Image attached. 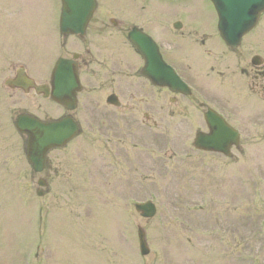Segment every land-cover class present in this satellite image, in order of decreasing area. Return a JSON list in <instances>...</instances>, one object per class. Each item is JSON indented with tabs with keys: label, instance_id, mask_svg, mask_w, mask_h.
<instances>
[{
	"label": "rangeland",
	"instance_id": "obj_1",
	"mask_svg": "<svg viewBox=\"0 0 264 264\" xmlns=\"http://www.w3.org/2000/svg\"><path fill=\"white\" fill-rule=\"evenodd\" d=\"M47 4L0 0L2 88L13 65L29 63L36 73L58 55L51 15L59 5L48 11ZM12 95L5 88L0 93V264H264L263 138L245 141L235 162L159 159L164 168L158 163L154 171L149 150L134 163L137 153L131 149V169L150 182L121 179L113 186L117 200H107L108 206L103 190H92L93 163L87 157L86 163H49L42 174L48 191L37 197L40 175L33 177L13 127L15 109H29L32 100ZM51 159L58 161L60 153ZM150 198L157 213L142 220L133 204ZM138 226L147 237L146 257L138 254Z\"/></svg>",
	"mask_w": 264,
	"mask_h": 264
},
{
	"label": "flooded vegetation",
	"instance_id": "obj_2",
	"mask_svg": "<svg viewBox=\"0 0 264 264\" xmlns=\"http://www.w3.org/2000/svg\"><path fill=\"white\" fill-rule=\"evenodd\" d=\"M91 1L84 34L62 37L59 46L60 57L74 58L76 64L81 83L76 105L69 110L46 97L42 111L46 120H70L81 131L86 122L94 126L90 139H84L93 148L90 163L127 168L133 133L143 142L155 137L149 141L156 151L173 143L174 151L161 155L172 162L180 152L177 142L206 136L209 108L241 135L229 160L241 157L244 138L264 139V12L231 47L216 28V0ZM168 68L189 94L171 85ZM80 135L72 146L77 150L86 145L77 141ZM182 147L188 152L189 145ZM192 153L206 163V151L193 148ZM70 157L72 152L65 151L54 163H85Z\"/></svg>",
	"mask_w": 264,
	"mask_h": 264
},
{
	"label": "water",
	"instance_id": "obj_3",
	"mask_svg": "<svg viewBox=\"0 0 264 264\" xmlns=\"http://www.w3.org/2000/svg\"><path fill=\"white\" fill-rule=\"evenodd\" d=\"M231 1L232 2L228 3L226 6L219 8V29L224 39L230 44L236 42L242 33L246 32L251 26H253L256 22L257 15L264 6V0ZM67 14L76 16L78 11L72 10L70 13H65L64 16ZM66 25L68 24L62 23L61 27ZM60 67L61 64H58L55 72L58 76L55 81L57 87L60 89L58 90V94H61L62 90L65 89V82L69 81L66 72H63L62 74V71H59ZM63 85L64 87H62ZM16 126L19 131L25 132L30 136L31 145L27 153L28 159L36 170H40L43 165L46 150L61 142V136L58 134V130L55 126H44L30 119L25 120L24 118H20L17 121ZM146 207L147 206L137 205L136 209L141 211L143 216H151L153 210L149 207V213L145 214ZM139 244L141 254H146L148 250L141 233H139Z\"/></svg>",
	"mask_w": 264,
	"mask_h": 264
}]
</instances>
